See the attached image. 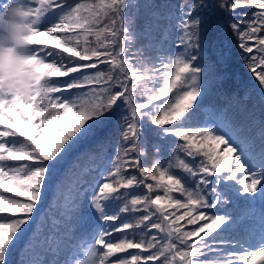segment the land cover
<instances>
[{"label":"trees","instance_id":"obj_1","mask_svg":"<svg viewBox=\"0 0 264 264\" xmlns=\"http://www.w3.org/2000/svg\"><path fill=\"white\" fill-rule=\"evenodd\" d=\"M12 11L0 264H264V0Z\"/></svg>","mask_w":264,"mask_h":264},{"label":"rangeland","instance_id":"obj_2","mask_svg":"<svg viewBox=\"0 0 264 264\" xmlns=\"http://www.w3.org/2000/svg\"><path fill=\"white\" fill-rule=\"evenodd\" d=\"M11 12L16 20L12 22H6L3 19L0 20V26L6 32L7 45L5 50L0 51V97L7 98L8 91H15L14 81L16 77L22 73L27 74L30 77H37L40 73V68L32 63H19L16 62L15 56V45L21 40L19 36L25 31L26 16ZM32 81V80H31ZM262 253V261L264 262V251Z\"/></svg>","mask_w":264,"mask_h":264}]
</instances>
